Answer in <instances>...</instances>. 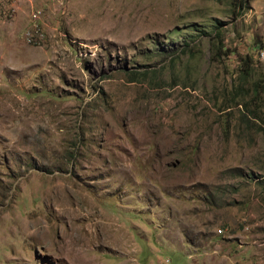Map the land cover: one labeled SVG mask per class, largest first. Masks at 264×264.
<instances>
[{"label":"rangeland","instance_id":"374dc122","mask_svg":"<svg viewBox=\"0 0 264 264\" xmlns=\"http://www.w3.org/2000/svg\"><path fill=\"white\" fill-rule=\"evenodd\" d=\"M240 1L0 0V264H77L76 236L87 264H264Z\"/></svg>","mask_w":264,"mask_h":264},{"label":"bare ground","instance_id":"6f19581e","mask_svg":"<svg viewBox=\"0 0 264 264\" xmlns=\"http://www.w3.org/2000/svg\"><path fill=\"white\" fill-rule=\"evenodd\" d=\"M69 244V249L73 252V254H75L77 264H87L86 259L83 256V248L80 246L82 245L81 237L76 236V238L72 239Z\"/></svg>","mask_w":264,"mask_h":264},{"label":"trees","instance_id":"16d2710c","mask_svg":"<svg viewBox=\"0 0 264 264\" xmlns=\"http://www.w3.org/2000/svg\"><path fill=\"white\" fill-rule=\"evenodd\" d=\"M246 1H247V0H242V1H240V3H239V6H240V8H241L242 10L245 9L244 4L246 3Z\"/></svg>","mask_w":264,"mask_h":264}]
</instances>
